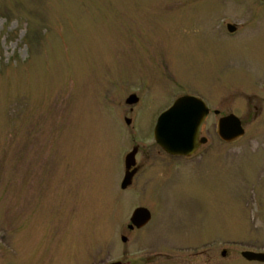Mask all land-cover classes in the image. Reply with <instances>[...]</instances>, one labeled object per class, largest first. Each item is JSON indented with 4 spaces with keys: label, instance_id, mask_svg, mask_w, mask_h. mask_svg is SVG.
<instances>
[{
    "label": "rangeland",
    "instance_id": "rangeland-1",
    "mask_svg": "<svg viewBox=\"0 0 264 264\" xmlns=\"http://www.w3.org/2000/svg\"><path fill=\"white\" fill-rule=\"evenodd\" d=\"M181 94L210 107L190 158L153 133ZM137 206L152 218L130 229ZM247 249L264 251V0H0V264H264Z\"/></svg>",
    "mask_w": 264,
    "mask_h": 264
},
{
    "label": "water",
    "instance_id": "water-1",
    "mask_svg": "<svg viewBox=\"0 0 264 264\" xmlns=\"http://www.w3.org/2000/svg\"><path fill=\"white\" fill-rule=\"evenodd\" d=\"M230 30L235 27L229 25ZM208 112L206 102L197 95H186L177 99L173 107L165 111L155 128L157 141L169 152L190 155L206 139L200 138L201 125ZM130 121V120H128ZM218 134L225 140H233L244 134V127L240 118L235 114H229L221 118L218 124ZM138 148L126 156V173L121 182V187L126 188L132 183L137 168L131 169L135 164V154ZM151 219V211L144 206L134 209L131 216L129 228H140L145 226ZM122 240L126 241L127 236L122 235ZM243 256L249 260L264 262L263 251L244 250ZM110 264H131L122 260L113 261Z\"/></svg>",
    "mask_w": 264,
    "mask_h": 264
},
{
    "label": "flooded vegetation",
    "instance_id": "flooded-vegetation-1",
    "mask_svg": "<svg viewBox=\"0 0 264 264\" xmlns=\"http://www.w3.org/2000/svg\"><path fill=\"white\" fill-rule=\"evenodd\" d=\"M181 95H183V94H181ZM171 105H172V104H171ZM171 105H170V106H171ZM207 105H208V103H207ZM170 106H169V107H170ZM169 107H167V108L164 109L163 111L167 110ZM163 111H161V112H160L159 114H157V115L159 116ZM209 114H210V107H209V105H208V113H207L205 119L209 116ZM222 117H224V116H220V118L218 119L217 123L219 122V120H220ZM157 119H158V117H157ZM157 119H156V121H157ZM206 141H207L206 143H208V142H209V138H208V140H206ZM206 143H205V144H206ZM205 144H202L201 147L199 148V150L196 151L193 155H191V156H184V157H187V158L193 157L195 154H197L198 152H200V149H201L202 146L205 145ZM135 147L138 148V146H135ZM167 152H168V151H167ZM137 153H138V150H137V152H136V154H135V163H136V165L134 164V166H133V165L131 166V169H133V168H137V171H136V173L134 174L133 179H134L135 175H136V174L141 170V168H142V164L137 163V158H136ZM170 154H171V153H170ZM173 155H175V154H173ZM125 169H126V168H125ZM126 170H127V169H126ZM133 179H132V182H133Z\"/></svg>",
    "mask_w": 264,
    "mask_h": 264
},
{
    "label": "bare ground",
    "instance_id": "bare-ground-1",
    "mask_svg": "<svg viewBox=\"0 0 264 264\" xmlns=\"http://www.w3.org/2000/svg\"><path fill=\"white\" fill-rule=\"evenodd\" d=\"M253 261V260H252ZM262 263H264V262H262Z\"/></svg>",
    "mask_w": 264,
    "mask_h": 264
}]
</instances>
